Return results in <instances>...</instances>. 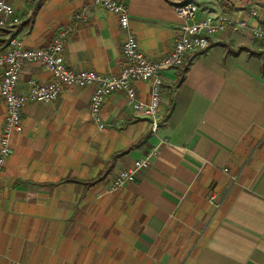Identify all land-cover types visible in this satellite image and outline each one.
Instances as JSON below:
<instances>
[{"label":"crops","instance_id":"0c3cea01","mask_svg":"<svg viewBox=\"0 0 264 264\" xmlns=\"http://www.w3.org/2000/svg\"><path fill=\"white\" fill-rule=\"evenodd\" d=\"M90 1L44 0L33 19L19 24L31 5L11 0L20 22L0 28V49L13 36L29 47L41 46L59 29L73 27L63 47L66 65L117 74L123 64L124 33L117 16L102 7L89 8L84 18L75 20ZM121 1L128 7L139 49L151 60L168 53L184 21L173 5L184 0ZM192 1L198 16L223 14L233 22L206 48L189 53L181 67L162 71L157 129H150V119L128 105L121 91L108 94L101 106L103 129L90 117L91 85L65 86L54 101L28 103L21 112L23 133H12L11 153L0 167V212L10 202L8 189L77 177L32 182L19 173L16 162L27 159L29 152H70L82 144L86 157L106 162L97 175L107 167V174L115 169L117 173L155 150L150 165L124 185L125 200L131 198L144 208L140 214L147 219L142 222L148 224V237L161 238L162 231L166 236L179 233L189 241L182 254L194 257L192 264H264V56L250 52L264 50V39L251 33L264 22V7L255 0ZM254 5L259 16L248 14ZM240 21L245 24L237 25ZM31 77L45 81L50 74L38 62H25L18 78L20 91L27 89ZM133 85L146 103L150 81L135 80ZM4 115L0 98V126ZM136 142L110 163L114 152ZM55 143L58 147H50ZM88 189L82 187L83 193ZM210 195L218 207L208 200ZM6 227L0 219V264H12L4 258L10 247Z\"/></svg>","mask_w":264,"mask_h":264},{"label":"rangeland","instance_id":"374dc122","mask_svg":"<svg viewBox=\"0 0 264 264\" xmlns=\"http://www.w3.org/2000/svg\"><path fill=\"white\" fill-rule=\"evenodd\" d=\"M23 133V129L22 132ZM50 147H58L54 144ZM61 147L68 148V145ZM85 147L75 151L29 152L16 161L19 173L32 182L65 175L91 178L106 162L86 157ZM54 155V156H53ZM53 156V159H51ZM57 157V158H56ZM15 162V163H16ZM118 169L83 193L78 184L38 186L29 183L8 189L0 212L6 227L12 264H192L182 254L189 241L178 234L149 238L144 208L125 200L124 186L112 190ZM6 200V203L8 201ZM10 228V229H9ZM166 236V237H165ZM173 236V237H171Z\"/></svg>","mask_w":264,"mask_h":264},{"label":"built area","instance_id":"2783aa9c","mask_svg":"<svg viewBox=\"0 0 264 264\" xmlns=\"http://www.w3.org/2000/svg\"><path fill=\"white\" fill-rule=\"evenodd\" d=\"M92 7H102L117 16L120 29L124 33L121 46L123 64L117 74H103L92 70L70 68L64 62L63 47L68 33L73 27L59 29L46 44L29 47L21 38L13 36L0 49V98L5 105V115L0 126V167L11 153V135L22 131L21 112L30 102H50L58 98L65 86H93L89 100V112L92 120L100 129L104 128L100 110L108 94L121 91L125 100L135 110L150 119V129L159 126L158 110L161 99L162 71L167 68L181 67L187 55L204 49L210 39L224 31L233 20L223 14H205L198 16V6L192 0H184L173 5L175 12L184 21L178 27L173 47L162 57L151 60L138 47L135 34L130 28V13L121 0H91L75 15V20L85 17V11ZM249 15L259 16L256 5L248 10ZM20 22L11 0H0V28H10ZM244 21L237 25H244ZM254 37L264 39V22H258L251 28ZM25 62H38L50 74L48 80L35 77L28 80V87L20 91L17 87L20 70ZM135 80L151 83L150 96L146 103L140 101ZM155 150L135 158L130 166L119 170L111 181V189H118L134 181L140 169L150 165ZM210 195L209 201L218 207L219 203Z\"/></svg>","mask_w":264,"mask_h":264},{"label":"trees","instance_id":"16d2710c","mask_svg":"<svg viewBox=\"0 0 264 264\" xmlns=\"http://www.w3.org/2000/svg\"><path fill=\"white\" fill-rule=\"evenodd\" d=\"M28 3H30L31 5V9H30V13L29 15L23 20L21 21L19 24H26L28 23L31 19L34 18L37 10L39 9L40 5L43 3L44 0H26ZM252 54L255 55H259V56H264V50L263 51H250ZM186 63V60H185ZM169 110V109H168ZM138 142H136L133 145H130L129 147H127L126 149L114 152L111 155V160L110 163H113L119 156L127 153L129 150H131L134 146H137ZM110 167H107V169L101 171L100 173H98L97 175H95L92 178H88V179H82V178H77V177H63L60 178L57 182L55 183H47V182H42V183H38L40 185H52V184H60V183H64V182H73L75 184L81 185L83 187L84 190L88 189L89 187L93 186L94 184L98 183L99 181H101L102 179L105 178L107 172L109 171Z\"/></svg>","mask_w":264,"mask_h":264},{"label":"water","instance_id":"95a60500","mask_svg":"<svg viewBox=\"0 0 264 264\" xmlns=\"http://www.w3.org/2000/svg\"><path fill=\"white\" fill-rule=\"evenodd\" d=\"M254 2H255L256 5H258L260 7H264V1L255 0Z\"/></svg>","mask_w":264,"mask_h":264}]
</instances>
